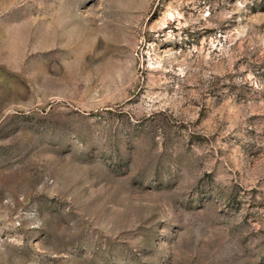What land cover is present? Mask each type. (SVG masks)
Wrapping results in <instances>:
<instances>
[{"label":"rangeland","instance_id":"obj_1","mask_svg":"<svg viewBox=\"0 0 264 264\" xmlns=\"http://www.w3.org/2000/svg\"><path fill=\"white\" fill-rule=\"evenodd\" d=\"M0 264H264V0H0Z\"/></svg>","mask_w":264,"mask_h":264}]
</instances>
